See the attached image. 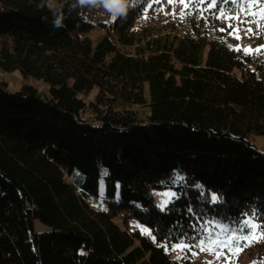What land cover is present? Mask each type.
I'll return each instance as SVG.
<instances>
[{
  "label": "trees",
  "instance_id": "trees-1",
  "mask_svg": "<svg viewBox=\"0 0 264 264\" xmlns=\"http://www.w3.org/2000/svg\"><path fill=\"white\" fill-rule=\"evenodd\" d=\"M244 1L263 21L264 0ZM191 2L180 22L167 0H110L93 41L91 3L0 0V72L22 77L13 92L0 79V264H194L228 225L245 264H264V153L249 141L264 135V54L226 32L240 0Z\"/></svg>",
  "mask_w": 264,
  "mask_h": 264
},
{
  "label": "rangeland",
  "instance_id": "rangeland-1",
  "mask_svg": "<svg viewBox=\"0 0 264 264\" xmlns=\"http://www.w3.org/2000/svg\"><path fill=\"white\" fill-rule=\"evenodd\" d=\"M167 1H169L171 5L170 13L168 14L172 15L174 18H178L180 22L183 21L192 0ZM110 5L111 8L106 7L103 4V0H99L98 3L92 4L84 13L85 18L88 21L97 24V27L89 34L93 41H96L103 35L107 34L105 27H108L119 13V10L116 7L111 3ZM261 11V7L256 4L255 1L245 2L244 0H240L236 11L223 14V18L225 19L223 23L230 26L226 32H228V35L236 39L235 47L241 48L244 51L254 53L261 52L264 54V20H260L262 15ZM101 25H104V27ZM223 29H225V27H223ZM114 37L115 36L113 35L112 38ZM116 46L121 50H132L131 48L121 47L119 44H116ZM0 79L7 82L8 90L11 92L17 91L22 83V77L19 71L11 73L0 72ZM33 83H35L42 92H46L47 88L42 83ZM95 90L96 88L89 94L83 95V98L87 101L90 100L94 95ZM249 141L258 151L264 153V135L252 134L249 136ZM176 171L178 172V170ZM98 187L102 195L105 188L103 179H99ZM168 192L174 193L175 195L169 198L164 195V193ZM152 195L156 205L161 208L162 204L166 207V205L176 197V191L172 188L155 189L152 191ZM115 222L120 227H126L131 230L138 229L145 235H151L148 227L130 217L126 212H120L116 216ZM243 224L248 227L249 236L251 238L257 239L259 237L257 223L254 219L247 217L243 221ZM33 225L35 232L48 230V227L39 220L35 219ZM223 227L225 226H220V228ZM237 227L238 226L234 227V225H228L225 227V233H229L225 236L210 241L202 240L200 244L198 243L197 250L194 253V264H245L241 247L244 238L239 237L237 234ZM238 228H240V226ZM237 241L239 242L237 243ZM185 247L186 245L183 243L173 245L171 247L172 256L174 258L182 256ZM166 250L169 251L168 248H166Z\"/></svg>",
  "mask_w": 264,
  "mask_h": 264
},
{
  "label": "clouds",
  "instance_id": "clouds-1",
  "mask_svg": "<svg viewBox=\"0 0 264 264\" xmlns=\"http://www.w3.org/2000/svg\"><path fill=\"white\" fill-rule=\"evenodd\" d=\"M81 3H91V4H96L99 2V0H80ZM103 4L106 6V7H109L111 8V5H110V0H103ZM124 7V6H123ZM123 7L121 8V10H123ZM57 25H59L61 23V20L60 19H57L56 21Z\"/></svg>",
  "mask_w": 264,
  "mask_h": 264
},
{
  "label": "snow or ice",
  "instance_id": "snow-or-ice-1",
  "mask_svg": "<svg viewBox=\"0 0 264 264\" xmlns=\"http://www.w3.org/2000/svg\"><path fill=\"white\" fill-rule=\"evenodd\" d=\"M225 2H227V0H225ZM164 195L165 196H167V197H169V198H171V197H173L175 194L174 193H171V192H168V193H164ZM213 199H215V197L213 198ZM163 208H164V204H162L161 205V209L163 210ZM239 241H237V243H238ZM182 246V245H181Z\"/></svg>",
  "mask_w": 264,
  "mask_h": 264
}]
</instances>
